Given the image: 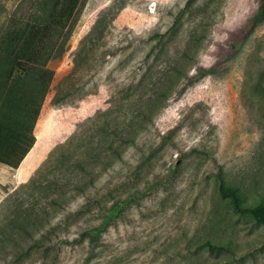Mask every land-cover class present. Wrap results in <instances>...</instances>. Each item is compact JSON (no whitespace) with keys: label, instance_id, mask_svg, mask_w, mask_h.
<instances>
[{"label":"rangeland","instance_id":"rangeland-1","mask_svg":"<svg viewBox=\"0 0 264 264\" xmlns=\"http://www.w3.org/2000/svg\"><path fill=\"white\" fill-rule=\"evenodd\" d=\"M52 5L0 0V60L8 32L46 23ZM259 5L81 0L67 51L49 63L53 79L20 177L14 170L0 177V264H14L18 254L15 264H264V224L235 211L219 192L232 186L245 206L264 205ZM106 123L118 134L121 155L104 171L95 162L102 173L90 195L117 207L95 248L85 240L46 255L43 247L32 251L31 241L11 242L21 213L47 204L30 181L57 177L48 165L70 142L89 144L97 158L93 148ZM137 125L146 128L134 134ZM84 203L79 197L69 209ZM88 225L80 221L55 240H71Z\"/></svg>","mask_w":264,"mask_h":264},{"label":"trees","instance_id":"trees-1","mask_svg":"<svg viewBox=\"0 0 264 264\" xmlns=\"http://www.w3.org/2000/svg\"><path fill=\"white\" fill-rule=\"evenodd\" d=\"M80 1L53 0L46 23H26L12 28L4 37L0 60V165L17 169L35 143L34 126L54 75L49 63L61 58L67 51L65 41L71 33L72 18ZM258 14L264 22V0H260ZM22 65L24 69L18 72ZM105 127L99 135L97 133L100 146L93 148L95 155L103 159L92 158L89 144L70 142L48 165L57 171V177L44 183L42 176L37 174L30 181L28 187L36 190L47 200V204L21 213L12 223L19 236L11 242L21 246V243L31 241L32 251L43 247L46 255L61 248L62 244L79 245L85 240L92 249L95 248L102 233L111 224L113 209L117 207L111 205L107 208V196L99 198L90 195L102 173L95 170V162L99 161L101 171H104L103 166L110 165L112 157L121 155L120 145L115 142L118 134L107 128L108 123ZM145 128L144 125H137L132 131L137 134ZM130 142H134L133 139ZM219 192L229 199L235 211L248 213L264 224V205L245 206L237 189L232 186H220ZM107 195L110 196V192ZM79 197H84L85 203L71 212L72 202ZM93 220H97L95 225ZM80 221L89 225L77 237L55 240L58 231L68 232ZM209 247L221 248L213 244ZM22 257L16 255L14 264L19 263Z\"/></svg>","mask_w":264,"mask_h":264},{"label":"crops","instance_id":"crops-1","mask_svg":"<svg viewBox=\"0 0 264 264\" xmlns=\"http://www.w3.org/2000/svg\"><path fill=\"white\" fill-rule=\"evenodd\" d=\"M28 156H29V153L23 159V161L21 162V164L19 165V167L13 171V172L16 173V175H17L18 178L20 177V174H21V172H22V170L24 168V165H25V162L28 159ZM9 170H13V169H10V168H8L7 166H4V165H0V177H3V175H5V173H10ZM10 174H12V173H10ZM29 175L30 174H28L27 177H29Z\"/></svg>","mask_w":264,"mask_h":264}]
</instances>
